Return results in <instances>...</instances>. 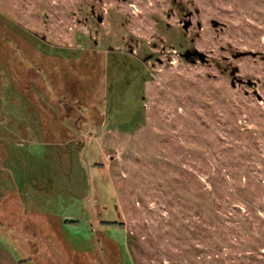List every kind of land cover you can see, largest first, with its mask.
I'll list each match as a JSON object with an SVG mask.
<instances>
[{"label": "rangeland", "instance_id": "obj_1", "mask_svg": "<svg viewBox=\"0 0 264 264\" xmlns=\"http://www.w3.org/2000/svg\"><path fill=\"white\" fill-rule=\"evenodd\" d=\"M0 32L33 82L0 64V264H264V0H0Z\"/></svg>", "mask_w": 264, "mask_h": 264}, {"label": "trees", "instance_id": "obj_2", "mask_svg": "<svg viewBox=\"0 0 264 264\" xmlns=\"http://www.w3.org/2000/svg\"><path fill=\"white\" fill-rule=\"evenodd\" d=\"M2 37H5L1 32H0V39L2 38ZM6 38H8V37H6ZM5 45H6V43L5 42H3ZM13 45V44H12ZM11 45V46H12ZM13 47V46H12ZM15 47H17L18 49H19V47L18 46H15ZM7 48V49H6ZM3 49L5 50H8L9 51V56L8 57H6V58H4V56H1L2 54H3V50H0V64H1V68L2 69H4V67L7 69V70H9L10 69V71L11 72H13V74H15V77H14V79L19 83L18 84V88L19 89H21L22 91L24 90V86L25 85H27V84H30V83H33L31 80H30V78H27L26 79V77H24V80L22 81V82H20L17 78H16V75H20V76H23L24 74H23V72H21V70L17 67H13L12 65H11V62L13 63V59L11 58V55H12V53H13V50H11L10 48H9V45H6V46H4L3 47ZM20 50V49H19ZM22 52H24L25 54H27V52H25V51H23V50H21ZM6 61L8 62V64H6ZM3 62H5V63H3ZM3 63V64H2ZM14 64V63H13ZM42 76V75H41ZM20 79V78H19ZM29 80V81H28ZM145 82V81H144ZM144 82H143V84H144ZM36 85V84H35ZM37 86V88H40V90H41V88H43L44 89V82H41L39 85H36ZM45 94V96L46 97H48V93L46 92V93H44ZM32 97H34V94L33 93H31L30 94ZM99 97V95L97 96V99H94V100H91L90 101V103H89V105L91 106V107H89V109H92V110H94L95 111V113L96 112H99L97 109H96V106L98 107H100V105L102 104V101L98 98ZM70 98V100L68 99V100H57V99H55V100H57V102H58V105L62 108V109H66V110H73L74 108H75V106H73V105H69L70 104V101L72 100V98L71 97H69ZM53 100H51V102H52ZM66 103L69 105H66ZM78 108H80V109H83V102H79V105L77 106ZM46 108L47 109H49L50 110V108L49 107H46V106H44L43 105V108H42V110L43 109H45L46 110ZM56 115H58V114H55V117H56ZM84 115V114H83ZM100 115H103L102 113L100 114ZM66 118L67 119H69V116L68 115H66ZM53 127H55V126H53ZM56 128V127H55ZM47 129H50V128H47ZM53 131V130H52ZM59 133H60V131H59ZM46 134V133H45ZM47 136H49V135H46V137ZM10 149L8 148V147H5V145L4 144H2V143H0V156L1 157H3V158H5V157H7V159L8 158H10V160H11V155H10ZM3 162H4V159H2V164H3ZM3 167V166H2ZM5 168V167H4ZM0 169L1 170H4V171H6L7 173H8V168H5V169H3V168H1L0 167ZM9 174V173H8ZM104 188H106V187H103V189ZM12 189H14V188H12ZM18 190V189H17ZM107 191V193L105 194L104 193V196H105V198H108L107 199V202H109L110 200H111V198L110 197H112V195H113V193H112V190H106ZM68 220H70V221H77V219L75 218L74 220H71V219H68ZM106 224H109V223H112L111 221H107V222H105ZM102 225H104V223H101ZM111 225V224H110ZM108 225H106L105 227H107ZM112 241H114V240H112ZM115 242V241H114ZM116 244L118 245V248H119V250H120V262H119V264H124L125 263V260H124V257H123V253H124V248L122 247V246H120L117 242H116ZM97 249H94V250H92L93 251V254H90L89 252H87V251H89V250H85V253H87L86 254V256H88V255H91L93 258L95 257V255H94V251H96ZM97 253H98V250H97ZM29 258V256H27V257H19V261L20 262H23V261H25V260H27ZM99 260H100V258H99ZM19 262V263H20ZM97 261H96V259H95V263H96ZM94 263V264H95ZM97 264V263H96ZM98 264H101V260L100 261H98Z\"/></svg>", "mask_w": 264, "mask_h": 264}, {"label": "water", "instance_id": "obj_3", "mask_svg": "<svg viewBox=\"0 0 264 264\" xmlns=\"http://www.w3.org/2000/svg\"><path fill=\"white\" fill-rule=\"evenodd\" d=\"M188 25H190V22L187 23L186 28H187ZM189 52H190V51L187 50L186 53H182L181 55H182L185 59L190 60L191 62L198 61V59H196V58H190V57H189V54H190ZM196 52H197V53H196V56H198L199 60H201V61H205V60H206V58H205V54H204V53L199 52V51H196ZM258 98L261 99V96H258Z\"/></svg>", "mask_w": 264, "mask_h": 264}, {"label": "flooded vegetation", "instance_id": "obj_4", "mask_svg": "<svg viewBox=\"0 0 264 264\" xmlns=\"http://www.w3.org/2000/svg\"><path fill=\"white\" fill-rule=\"evenodd\" d=\"M188 51H190L189 52L190 53L189 54L190 58H196L197 59L198 56H196V53H197L196 50L188 49ZM186 52H187V50H186ZM186 52H183V53H186ZM248 84L251 85V86H255L254 83H251V82H248Z\"/></svg>", "mask_w": 264, "mask_h": 264}]
</instances>
